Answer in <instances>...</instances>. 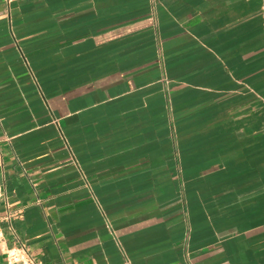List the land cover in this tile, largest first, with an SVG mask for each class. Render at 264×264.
<instances>
[{
	"label": "crops",
	"instance_id": "0c3cea01",
	"mask_svg": "<svg viewBox=\"0 0 264 264\" xmlns=\"http://www.w3.org/2000/svg\"><path fill=\"white\" fill-rule=\"evenodd\" d=\"M263 9L0 0L7 245L37 264H264Z\"/></svg>",
	"mask_w": 264,
	"mask_h": 264
},
{
	"label": "built area",
	"instance_id": "2783aa9c",
	"mask_svg": "<svg viewBox=\"0 0 264 264\" xmlns=\"http://www.w3.org/2000/svg\"><path fill=\"white\" fill-rule=\"evenodd\" d=\"M11 1V0H9ZM264 10V9H263ZM10 221V217L6 218ZM0 251L4 253L7 264H37L35 257L26 244L8 246L0 219Z\"/></svg>",
	"mask_w": 264,
	"mask_h": 264
}]
</instances>
